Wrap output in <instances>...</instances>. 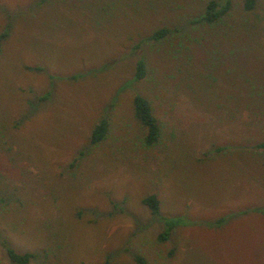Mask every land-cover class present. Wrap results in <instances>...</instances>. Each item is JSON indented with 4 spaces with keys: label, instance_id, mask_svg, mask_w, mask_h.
Returning a JSON list of instances; mask_svg holds the SVG:
<instances>
[{
    "label": "rangeland",
    "instance_id": "374dc122",
    "mask_svg": "<svg viewBox=\"0 0 264 264\" xmlns=\"http://www.w3.org/2000/svg\"><path fill=\"white\" fill-rule=\"evenodd\" d=\"M207 1L0 0V264H264V0L193 22Z\"/></svg>",
    "mask_w": 264,
    "mask_h": 264
},
{
    "label": "trees",
    "instance_id": "16d2710c",
    "mask_svg": "<svg viewBox=\"0 0 264 264\" xmlns=\"http://www.w3.org/2000/svg\"><path fill=\"white\" fill-rule=\"evenodd\" d=\"M242 7L245 11H251L256 5V0H241ZM231 9V0H208L203 8L202 16L193 21L204 23L206 25H215L224 16H226ZM172 34V29L167 26L159 27L153 30L145 40H150L154 42L161 41ZM5 36V33L0 35V39ZM146 61L143 57H138L135 61L134 72L132 75L133 81H141L146 76ZM45 94L41 96V99H46ZM133 115L137 122L143 129L144 137L143 142L146 146H153L158 142L161 135L160 124L157 117L155 116L152 106L149 100L136 92L132 97ZM108 130V120L106 117H101L97 120L92 128L89 136V143L91 145H96L102 142L107 134ZM255 148L264 149V141L254 145ZM218 150H221L219 147ZM4 200L0 198V201ZM143 205H145L151 214L154 216H161L160 200L155 194H148L142 199ZM222 221V219H220ZM218 220V221H220ZM217 221V222H218ZM178 223L175 219H165V228L161 230L157 235V240L160 242H165L169 239L174 226ZM6 252L9 259L15 264H28L30 259L33 257L32 253L24 252L19 253L15 251L10 245L5 243ZM134 260L136 264H145L144 257L139 255H134Z\"/></svg>",
    "mask_w": 264,
    "mask_h": 264
}]
</instances>
